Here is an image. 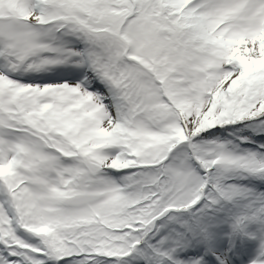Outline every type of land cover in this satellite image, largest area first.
<instances>
[{
  "label": "snow or ice",
  "instance_id": "snow-or-ice-1",
  "mask_svg": "<svg viewBox=\"0 0 264 264\" xmlns=\"http://www.w3.org/2000/svg\"><path fill=\"white\" fill-rule=\"evenodd\" d=\"M0 264H264V0H0Z\"/></svg>",
  "mask_w": 264,
  "mask_h": 264
}]
</instances>
